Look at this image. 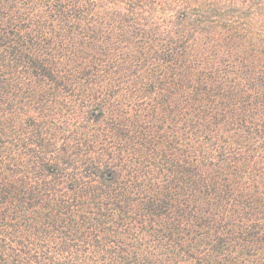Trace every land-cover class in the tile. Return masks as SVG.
<instances>
[{"label": "trees", "instance_id": "obj_1", "mask_svg": "<svg viewBox=\"0 0 264 264\" xmlns=\"http://www.w3.org/2000/svg\"><path fill=\"white\" fill-rule=\"evenodd\" d=\"M256 2L0 0V264H264Z\"/></svg>", "mask_w": 264, "mask_h": 264}, {"label": "rangeland", "instance_id": "obj_2", "mask_svg": "<svg viewBox=\"0 0 264 264\" xmlns=\"http://www.w3.org/2000/svg\"><path fill=\"white\" fill-rule=\"evenodd\" d=\"M258 1H261V3L256 2L249 5H242L239 8H250L248 11L249 16H247V20L249 21L250 27L253 30V32H250V38L255 40L257 44H259V42H263L264 45V0ZM102 7L106 8L104 4ZM51 92L53 94H56V99H54L56 102L52 103L53 108L50 111L55 112V114H52L56 117V120H54L53 122L56 123V128L53 127V131L56 135V145L59 147L60 145H58V141L65 143L71 138V130L64 132L65 129L61 127L70 125L69 128L74 129L76 127V123L72 120V117L75 115V113H80L82 116L83 112L81 110V107L79 105L80 102H78L77 97L70 95L68 92L65 93L57 87L56 91L52 90ZM47 115L49 119L51 115L48 113ZM83 116L85 117L86 115L83 114ZM170 117H172V114L168 111V114L166 116V126ZM168 129L169 128L167 127L166 130ZM252 143L258 144L252 147L250 150L245 151V156L248 161L247 165L252 171L253 176L260 182L264 183V139L262 140L256 138L254 141H252ZM258 145H261L262 147L258 148Z\"/></svg>", "mask_w": 264, "mask_h": 264}]
</instances>
